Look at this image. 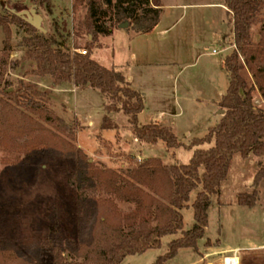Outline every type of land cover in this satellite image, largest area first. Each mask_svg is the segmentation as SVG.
Here are the masks:
<instances>
[{"label": "rangeland", "instance_id": "1", "mask_svg": "<svg viewBox=\"0 0 264 264\" xmlns=\"http://www.w3.org/2000/svg\"><path fill=\"white\" fill-rule=\"evenodd\" d=\"M71 3V0H0V18L10 21V13L16 16L35 10L44 33L38 32L53 37L55 48L71 55L83 53L90 35L82 25L84 11L79 8L72 12ZM222 4V0H150L151 7L161 9L159 24L151 36L134 34L127 21L125 30L117 27L110 36L98 38L101 48L93 50L98 58L92 59L120 72L142 95L144 110L139 115V126H145L150 119H156L157 113L164 112V121L170 123L178 141L188 145L192 139L205 136L221 118L218 102L229 82L222 61L234 48L229 14ZM260 13L261 21L251 29L254 48L262 38L257 54L264 48V31L260 30L264 5ZM8 29L6 35L0 25V97L5 84L15 86L19 80L34 84L41 92H47L50 110L61 123L56 127L46 125L38 115L28 114L34 123L27 133L16 130L14 115L0 116V122L13 120V130H6L7 123H3V138H0V264H50L45 244L52 226L62 239L69 241L71 251L79 249L82 255L67 252L66 259L80 262L107 226L101 225L97 216H91L89 208L78 205L76 191L68 184L77 169L67 148L69 142L95 167L119 174L147 158L159 159L162 165H171L176 160L186 164L192 151L180 147L172 157L173 151L160 144L146 146L137 142L121 113L108 116L117 124V133L99 132L106 104L101 94L67 83L52 89L50 78L36 77L35 63L26 60L24 30L15 25ZM239 64V74L246 81L255 107L264 112V98L252 78V72L263 68L264 61L247 63L243 57ZM260 77L264 84V74ZM35 124L45 132L37 133ZM60 129L74 130V139L70 141ZM232 163L218 196L211 197L205 235L197 247L211 250L218 240L219 247L238 251L240 264H264V178L257 188L259 198L253 208L237 206L234 196L236 192H251L259 162L249 156L245 161L235 158ZM191 198L194 199V194ZM116 204L120 212L127 211V206ZM182 214L184 229H189L193 221L191 211ZM171 238L166 236L160 249L126 257L121 264L153 263L166 252ZM206 241L208 247H204ZM233 251L210 256L200 264H221L222 258ZM199 254L183 250L165 264H197V257L202 256L200 251Z\"/></svg>", "mask_w": 264, "mask_h": 264}, {"label": "trees", "instance_id": "2", "mask_svg": "<svg viewBox=\"0 0 264 264\" xmlns=\"http://www.w3.org/2000/svg\"><path fill=\"white\" fill-rule=\"evenodd\" d=\"M222 1L229 14L234 47L222 61L229 80L218 102L223 115L205 136L192 139L188 145L179 142L170 127L156 121L139 126L138 115L144 110L142 95L125 81L120 72L105 68L91 58L93 50L101 48L98 38L110 36L114 28L126 21L130 22L135 34L151 32L159 24L161 9L151 7L150 0H71L72 12L79 8L84 11L82 25L90 35L83 47L84 53L73 55L55 48L53 37L39 33L14 14L8 15L10 21L0 18L6 35L10 25L24 30L27 37L23 41L25 57L35 63L33 72L36 77L48 76L52 89L67 83L77 89L90 88L101 94L106 104L99 132L117 133V124L108 116L121 113L137 142L146 146L160 144L167 151H173L172 157L180 147L192 151L186 164L176 160L171 165H162L159 159L147 158L119 174L95 167L82 151L74 149L69 142L67 148L72 152L77 169L68 184L76 191L78 205L89 208L91 216H97L100 224L107 227L78 262L66 259L65 255L67 252L81 255L80 250L71 251L69 241L62 239L52 226L45 244V250L51 257L50 264H121L126 257L160 249L166 236L172 237L166 244V252L151 264H165L183 250H191L199 256L197 244L205 235L211 197L218 196L235 158L245 161L253 156L259 162L252 178L251 192H236L234 195L239 207L248 209L256 205L259 198L257 188L264 178V112L255 107L254 98L246 89V81L239 74V59L244 57L247 63L264 61V48L257 54L262 38L255 48L251 42V29L261 21L264 0ZM260 30L264 31V22ZM256 71L252 72V78L264 98V84L259 80L264 67ZM4 114L14 115L16 130L27 133L34 123L28 114L38 115L46 125L56 127L61 123L50 110L47 92H41L34 84L22 80L15 86L5 84L0 97V116ZM12 121L0 122V138H3V123H7L6 130H13ZM34 130L45 132L37 124ZM59 132L65 133L70 141L75 137L74 130L60 129ZM117 202L127 206V211L120 212ZM187 210L191 211L193 224L185 230L182 213ZM52 218L55 222L54 214ZM218 244L216 240L214 247ZM208 246L206 241L204 247Z\"/></svg>", "mask_w": 264, "mask_h": 264}, {"label": "crops", "instance_id": "3", "mask_svg": "<svg viewBox=\"0 0 264 264\" xmlns=\"http://www.w3.org/2000/svg\"><path fill=\"white\" fill-rule=\"evenodd\" d=\"M222 7L224 8V6H223V4H222ZM160 8V7H159ZM225 10H226V8H224ZM157 27V26H156ZM156 27L153 29V30H155L156 29ZM152 30V31H153ZM151 31V32H152ZM151 32H149V33H147V34H143L144 36H151ZM164 32L165 31H160V33L161 34H164ZM134 33V32H133ZM135 34V33H134ZM138 35V34H137ZM142 35V36H143ZM213 53H217L216 51H214ZM91 58H98V55H97V53L96 52H94L93 54H92V56H91ZM131 58L133 59L134 58V55H131ZM95 60V59H94ZM96 61V60H95ZM128 79V81L130 80V78L128 77L127 78ZM126 79V80H127ZM215 111V113H216V109L214 110ZM142 113V112H141ZM141 113L139 114V115H141ZM138 115V119H139V116ZM165 117H166V115L164 114V112H160V113H157L156 114V119H150V121H149V123L151 122V121H156L157 123H159L160 125H164V126H168V127H170L171 128V126H170V123H168V122H165L164 120H165ZM219 121V120H218ZM217 121V122H218ZM172 129V128H171ZM185 135H188V136H190L189 135V133L188 132H186L185 133ZM253 157V156H252ZM255 158V157H254ZM242 208H244V207H242ZM192 224H193V221H192V223H191V225H190V227L192 226ZM190 227H189V229H190ZM186 230H188V229H186ZM202 240H203V238L201 239V240H199L200 242H202ZM199 247V246H198ZM235 249V248H234ZM233 249V250H234ZM206 250L208 251V252H206ZM232 249H225V248H222L221 246L219 247H216V248H212L211 250L210 249H205V250H203L202 251V249H201V247H199V251L201 252V255L202 256H200V257H197V259H196V263L197 264H200L201 262H203L204 260H206L208 257H212V256H216V255H222V254H224V253H229V252H231V251H233ZM189 251H191V250H189ZM183 251H179L178 252V254H177V256H175V258L176 257H178L179 256V254H181ZM192 252V251H191ZM174 259V258H173ZM213 263H215L216 262V260H211ZM221 263V262H220ZM222 264V263H221Z\"/></svg>", "mask_w": 264, "mask_h": 264}, {"label": "water", "instance_id": "4", "mask_svg": "<svg viewBox=\"0 0 264 264\" xmlns=\"http://www.w3.org/2000/svg\"><path fill=\"white\" fill-rule=\"evenodd\" d=\"M16 16L20 17L22 20H24L26 23H29L33 28H35L37 31L44 33L43 29H41V18L36 15L35 10H29L25 13L16 14ZM129 23L126 21L125 23L118 26L119 29L125 30L128 27ZM220 114L223 115V111L220 110Z\"/></svg>", "mask_w": 264, "mask_h": 264}, {"label": "built area", "instance_id": "5", "mask_svg": "<svg viewBox=\"0 0 264 264\" xmlns=\"http://www.w3.org/2000/svg\"><path fill=\"white\" fill-rule=\"evenodd\" d=\"M221 263L222 264H240L239 258H238V251H233V253H231L230 256L223 257Z\"/></svg>", "mask_w": 264, "mask_h": 264}]
</instances>
